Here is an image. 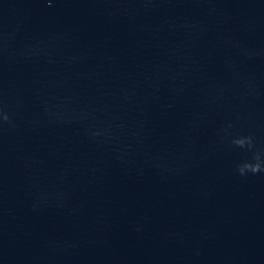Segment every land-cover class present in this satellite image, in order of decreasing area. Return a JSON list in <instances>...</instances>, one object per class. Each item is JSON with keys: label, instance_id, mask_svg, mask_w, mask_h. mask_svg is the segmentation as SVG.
<instances>
[{"label": "water", "instance_id": "1", "mask_svg": "<svg viewBox=\"0 0 264 264\" xmlns=\"http://www.w3.org/2000/svg\"><path fill=\"white\" fill-rule=\"evenodd\" d=\"M0 109V264H264V0H0Z\"/></svg>", "mask_w": 264, "mask_h": 264}, {"label": "clouds", "instance_id": "2", "mask_svg": "<svg viewBox=\"0 0 264 264\" xmlns=\"http://www.w3.org/2000/svg\"><path fill=\"white\" fill-rule=\"evenodd\" d=\"M0 112H2V109H0ZM3 121H9L7 113L3 114ZM231 144L251 154L249 158H245L236 165L235 170L238 175L244 177L249 173L253 175L264 173V149L256 148L253 136H234L231 138Z\"/></svg>", "mask_w": 264, "mask_h": 264}]
</instances>
